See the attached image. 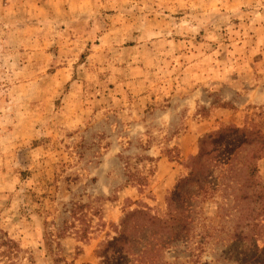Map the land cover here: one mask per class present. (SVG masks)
I'll list each match as a JSON object with an SVG mask.
<instances>
[{"label": "rangeland", "instance_id": "obj_1", "mask_svg": "<svg viewBox=\"0 0 264 264\" xmlns=\"http://www.w3.org/2000/svg\"><path fill=\"white\" fill-rule=\"evenodd\" d=\"M224 127L264 132V0H0V264H137L126 215L163 217ZM223 241L160 259L239 264Z\"/></svg>", "mask_w": 264, "mask_h": 264}, {"label": "trees", "instance_id": "obj_2", "mask_svg": "<svg viewBox=\"0 0 264 264\" xmlns=\"http://www.w3.org/2000/svg\"><path fill=\"white\" fill-rule=\"evenodd\" d=\"M230 133L235 149L217 152L209 160L205 159V148H200L188 176L168 195V211L163 217L147 216L148 221L142 223L140 229L146 232L136 236L137 229L128 236L125 229L129 226V217L137 214L130 212L122 222L120 234L110 241L111 245L118 248L124 245L126 252L133 254L131 247L135 243L140 253L132 255V263L170 264L168 260L162 263L160 258L174 242L188 245L193 241L191 244L195 243L192 246L197 253L192 254L200 258L202 243L211 238L221 242L234 240L242 242L239 264H264V245L258 242L264 233V179L258 174L256 163L264 154V132L254 128L224 127L209 136L213 142L220 143ZM253 142L255 147L245 148ZM242 150L246 153L241 157ZM211 201L215 202V209L208 210L205 206ZM9 241L12 240L0 230V244ZM13 244L0 254L10 256Z\"/></svg>", "mask_w": 264, "mask_h": 264}]
</instances>
